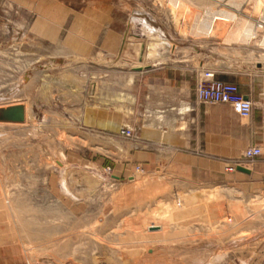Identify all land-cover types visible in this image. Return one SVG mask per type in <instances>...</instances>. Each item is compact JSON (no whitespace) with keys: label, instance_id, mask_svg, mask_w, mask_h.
Masks as SVG:
<instances>
[{"label":"rangeland","instance_id":"obj_1","mask_svg":"<svg viewBox=\"0 0 264 264\" xmlns=\"http://www.w3.org/2000/svg\"><path fill=\"white\" fill-rule=\"evenodd\" d=\"M108 9L130 27L120 71L264 48V0H0V107L26 109L0 121V264H264V186L226 170L237 159L215 183L180 138H141L131 79L100 78V43L80 39Z\"/></svg>","mask_w":264,"mask_h":264},{"label":"crops","instance_id":"obj_2","mask_svg":"<svg viewBox=\"0 0 264 264\" xmlns=\"http://www.w3.org/2000/svg\"><path fill=\"white\" fill-rule=\"evenodd\" d=\"M110 11L108 9L102 19L88 18L90 38L80 40L87 42L88 49L100 43L107 61L100 78H108L111 82L115 75L123 74L125 79H131L133 109L138 123L135 127L140 137H146L145 133L150 130L152 137L180 138L181 142L175 145L182 147L183 161H197V168L209 171L210 175L216 171L214 180L209 179L215 183L216 173L223 165L238 159L248 146H258L259 156L242 160L249 173L236 170L234 175L250 184L264 186V61L260 59L264 56V48L251 43L234 44L229 48L220 46L216 47L214 58L217 62L213 65L200 58L198 67L191 60L167 61L120 71L119 66L111 62L120 64L128 60L126 53L117 56V52L128 42L130 27L127 22L114 20ZM202 68L212 69L217 79L238 85L240 92L252 102L249 117L241 118L228 104L201 103L195 98L194 78ZM100 110L105 114L104 107ZM98 119L105 120L104 116ZM141 155L154 157L153 152L141 151Z\"/></svg>","mask_w":264,"mask_h":264},{"label":"built area","instance_id":"obj_3","mask_svg":"<svg viewBox=\"0 0 264 264\" xmlns=\"http://www.w3.org/2000/svg\"><path fill=\"white\" fill-rule=\"evenodd\" d=\"M195 98L201 103L207 104H229L241 118H247L252 111V102L243 95L238 85L232 82L223 81L215 77L212 70H201L197 72L194 84ZM121 135L132 136V129L122 127L119 130ZM261 154L258 146H248L245 148L242 158L252 160ZM240 164V159L233 161V164L226 166V170L232 171Z\"/></svg>","mask_w":264,"mask_h":264},{"label":"water","instance_id":"obj_4","mask_svg":"<svg viewBox=\"0 0 264 264\" xmlns=\"http://www.w3.org/2000/svg\"><path fill=\"white\" fill-rule=\"evenodd\" d=\"M25 120V106L22 103L11 104L0 107V121L19 123ZM236 170L249 173V170L241 165L236 166Z\"/></svg>","mask_w":264,"mask_h":264},{"label":"bare ground","instance_id":"obj_5","mask_svg":"<svg viewBox=\"0 0 264 264\" xmlns=\"http://www.w3.org/2000/svg\"><path fill=\"white\" fill-rule=\"evenodd\" d=\"M175 4L177 3L178 4V0H172ZM137 12V11H136ZM229 14V13H228ZM224 16V15H223ZM225 16H226V14H225ZM228 16H231V15H227V17ZM130 22L131 23H140L141 25H142V27L149 33V34H153V33H156L157 31H162L158 26L157 27H155V26H152L147 20H145L144 19V17L143 18H141V17H139V16H135V15H133L131 18H130ZM138 23V24H139ZM139 24V25H140ZM201 24L203 25V26H205L206 28H208L209 26H210V24L211 23H209L208 22V20L206 19V20H204V21H202L201 22ZM165 45V44H164ZM166 45H167V47L168 48H170L171 47V44L170 43H167L166 42ZM144 57V56H143ZM142 57V58H143ZM141 58V59H142ZM25 114H26V109H25ZM249 170V169H248ZM101 239V238H100ZM102 250V249H101ZM99 251V250H98ZM111 253V252H110ZM117 256H118V254H117ZM122 260V259H121ZM78 263V262H77Z\"/></svg>","mask_w":264,"mask_h":264}]
</instances>
